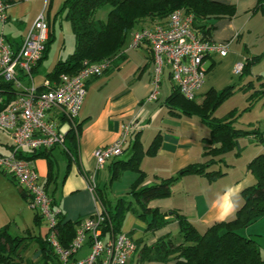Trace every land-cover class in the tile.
<instances>
[{
    "label": "crops",
    "instance_id": "0c3cea01",
    "mask_svg": "<svg viewBox=\"0 0 264 264\" xmlns=\"http://www.w3.org/2000/svg\"><path fill=\"white\" fill-rule=\"evenodd\" d=\"M47 1L46 4L44 0H5L9 6V19L4 25L0 23V34L3 33L11 45H21L41 14H44L48 24L52 22L50 16L52 10L58 18L57 12L65 0ZM217 1L223 5L234 6L236 9L234 16L212 18L203 23L207 28H212L208 37L213 43L229 42L230 45L225 57L218 53L209 55L204 61V68L207 71L206 77L208 72L212 74L208 78L211 86L209 91L220 92L231 87V93L224 101L229 102L236 98L234 103L236 105L233 104L226 114L217 116L216 111L223 101L215 111L214 118L223 119L230 116L234 129L244 133L235 139L236 146L233 150L216 158L217 161L223 160L209 168L210 171H222V177L207 178L197 174L178 177L184 168L208 161L209 157L206 158L204 154L209 145L206 139L210 137L211 131L199 117L180 115L181 110L171 112L166 105L167 99L176 90L168 68L162 75L158 98L154 102L147 101V96L153 90V59L148 46L142 45L135 50L129 47L134 33L132 32L127 43L112 57V68L103 76L89 81L87 96L80 110L78 130L68 132L64 147L57 146L45 151V157L33 159L41 185L45 186L51 179L46 185V190L65 222L71 224L81 222L94 215L99 208L106 212L109 222V210L115 203L108 199L104 192L113 176L115 164L120 160L130 161L133 158L138 160L139 171L126 170L120 179L128 174L127 172L133 173L135 181L139 176H143L145 185H155L162 180L177 178L170 186L169 197L148 203V208L163 212L169 223L160 230L151 232L148 231V222L130 211L123 221L121 231L106 229L107 236L111 233H126L136 243L143 241L147 246L156 244L162 238H171L178 243L182 237L179 233V223L174 215L172 216L173 211L189 220L198 232L204 233L215 224L235 219L237 212L244 206L243 191L261 180L260 176L263 173L261 170L264 169L249 167L252 161L264 155V142L261 140L264 123V4L260 7L258 0ZM108 12L107 9L101 10L98 18L105 20ZM153 23L155 22L142 23L138 30ZM51 31L54 42L56 38L53 29ZM50 47L47 57L40 62L35 74L41 79L37 85L53 71L45 77L39 75L41 68L48 62ZM73 49L68 55L74 51ZM68 55L60 56L54 67ZM241 62L244 63V71L236 74L235 66ZM225 73L228 75L226 80L230 78L229 82L224 88H219V79ZM234 74L237 75L238 81L232 80ZM203 87L196 92L194 101L197 104H202L207 96L197 99ZM14 95L16 97V93ZM8 97L4 94L0 99L5 103ZM51 116L61 124L62 120L57 114ZM132 122L136 128L131 131L124 147V154L119 159L110 160L96 173L98 190L109 202L108 207L100 200L98 192L93 195L88 188V179L93 177L96 167L94 153L98 148L107 147L118 140L123 127ZM153 145H157V149L152 151ZM11 147L9 133L6 131L0 134V154H9ZM0 180L5 182L8 191L12 187L13 190L10 192L13 197L15 189L19 193L20 190L23 191L9 174L0 173ZM229 186L239 187L238 207L227 219L221 220L216 201ZM20 195L22 196V192ZM22 198L28 203L27 196ZM122 198L123 196L119 199ZM123 199L129 200L130 197L127 195V198ZM21 208L17 215L0 213V229H7L13 237L28 235L32 238L45 237L48 230L44 219L36 223V211L28 208L23 202ZM133 208L139 210L138 204L134 203ZM77 227L78 225L76 229ZM262 228L264 229V216L242 229L241 233L247 238H253L263 251L264 233L260 234ZM89 252L87 246L77 254V257H86ZM21 254L22 258L18 264H44L40 244L36 240H28ZM130 261V264H138V252ZM175 263L171 260L146 264Z\"/></svg>",
    "mask_w": 264,
    "mask_h": 264
},
{
    "label": "trees",
    "instance_id": "16d2710c",
    "mask_svg": "<svg viewBox=\"0 0 264 264\" xmlns=\"http://www.w3.org/2000/svg\"><path fill=\"white\" fill-rule=\"evenodd\" d=\"M258 3L262 7L264 0H258ZM105 9L109 11L107 18L99 19V13ZM175 10H183L185 14H191L195 19V28L200 30L205 37H208L212 28H207L203 22L212 18L232 17L236 12L234 6L223 5L217 0H65L57 15L58 17L63 16L72 25L75 37L74 51L65 60L58 61L53 71L47 76L53 79L65 73L75 75L85 64L112 59L127 43L130 33L137 31L142 23L147 21L162 23ZM52 36L53 33L49 26V40L40 62L49 53L48 49L53 42ZM40 62L34 74L37 73ZM230 89L231 87L220 92L210 90L202 104H197L194 100H186L177 89L167 99L166 105L171 112L181 110L180 115L197 116L211 131L210 137L206 139L209 145L204 154L206 158L209 157L208 161L184 168L178 177L188 174L202 175L207 178L222 177V171H210L209 168L221 162L223 159L217 161L216 158L232 151L236 146L235 139L244 134L234 129L230 116L223 119L214 118L215 111L229 97ZM14 93L12 84L0 79V97L4 94L9 96L4 105L0 106V112L15 98ZM151 147L152 151L157 149V145ZM45 155V151H32L27 159L33 160L45 157ZM137 165L138 160L135 158L130 161L120 160L115 164L111 181L120 179L121 174L126 170L138 172ZM249 167L251 169L258 167L260 170L264 168V155L252 161ZM262 171L261 180L243 191L245 203L237 212L235 219L215 224L201 233L189 220L177 211H173L172 216L174 215L179 223L182 240L177 243L171 238H162L150 246L145 245L143 241L137 242L138 264L163 263L171 260L175 261V264H264V249L262 251L253 238H247L241 233L242 229L249 227L254 221L264 216V169ZM176 179L172 177L155 185H145L143 176H139L128 193L130 199H119L109 210L110 219L106 223L108 226L105 227V231L112 228L115 232H120L123 221L130 211L148 222V231L154 232L166 226L169 223L166 220L167 216L161 211L148 208V203L169 197L170 186ZM50 181L51 179L46 185ZM46 185L43 186L44 190H46ZM46 191L49 194L48 190ZM97 192L103 204L108 206L109 202L104 194L102 195L99 190ZM49 196L51 197L50 194ZM134 203L138 204L139 210L133 208ZM54 207H56L55 202ZM35 215L36 223L43 220L37 212ZM79 223L65 222L63 216H60L59 239L65 247H68L74 240L76 225ZM28 240L38 241L44 264H51L55 261V253L48 243L47 235L38 238H32L29 235L13 237L4 228L0 229V264H18L22 258L21 252L27 246Z\"/></svg>",
    "mask_w": 264,
    "mask_h": 264
},
{
    "label": "built area",
    "instance_id": "2783aa9c",
    "mask_svg": "<svg viewBox=\"0 0 264 264\" xmlns=\"http://www.w3.org/2000/svg\"><path fill=\"white\" fill-rule=\"evenodd\" d=\"M44 1L47 4L48 1ZM8 7L5 0H0L2 25L9 19ZM194 20L191 14L175 10L162 23H153L133 33L129 47L135 50L146 45L153 59V90L147 96L148 102L158 98L166 68L170 70L172 83L179 94L193 101L205 83V59L215 53L227 56L230 43H213L195 28ZM48 36L49 26L44 14L37 18L19 46L11 45L6 36L0 34V79L12 84L16 93L15 99L0 112V129L7 131L12 141L10 153L0 154V173L9 174L17 181L27 194L29 207L46 222L47 240L55 253V261L51 264H130L137 254V243L126 233L107 236V214L102 208L78 224L74 240L68 247L62 244L58 227L62 214L41 185L33 160L27 159L32 151L44 152L65 146L68 132L78 130L89 81L103 76L113 66L112 59H105L100 63L85 64L75 75L65 73L53 79L46 77L37 85L34 70L44 56ZM244 68L243 62L238 63L235 73L241 74ZM1 105H4L2 99ZM52 114L61 118V124L52 118ZM135 128L133 122L124 126L118 140L95 151L96 167L93 177L88 179V188L93 195L98 190L97 171L124 154V147ZM262 128L261 140L264 142V123ZM87 246L90 252L86 257L78 258L77 254Z\"/></svg>",
    "mask_w": 264,
    "mask_h": 264
},
{
    "label": "rangeland",
    "instance_id": "374dc122",
    "mask_svg": "<svg viewBox=\"0 0 264 264\" xmlns=\"http://www.w3.org/2000/svg\"><path fill=\"white\" fill-rule=\"evenodd\" d=\"M53 9V8H52ZM55 11H51V23L48 24L51 27V30L54 31L55 40L51 43L50 47V55L48 58V62L45 63V65L41 68L39 75L45 77L48 73H50L53 70L54 63L59 59L60 56H67L71 50L75 46V37L73 36L72 31V25H70V22L65 20L64 17H56ZM48 23V22H47ZM52 24V25H51ZM62 53V54H61ZM211 72H208V76L205 78V85L203 89L200 92V95L197 99H203L205 95L208 94L210 89V83L208 81V78L210 77ZM236 76V77H234ZM232 80L238 81L237 75L234 74ZM36 82L39 83L40 78H38L36 75ZM228 75L225 73L223 74L222 78L219 79L218 83L219 88H224L227 85V82H229ZM222 90V89H220ZM236 98L231 99L229 102L226 100L221 104V108L219 107L218 111H216V115L220 116L222 114H226L229 110H231V106H233L234 103H236ZM236 105V104H234ZM4 132L0 130V134H3ZM124 177H122L120 180H112L109 181V186L107 190H105L104 193H106V196L108 199L113 200V202L116 204L119 198L123 196V198H127L128 193L132 190V186L135 182V177L132 172H127ZM3 180H0V213L7 212L9 215L10 213L13 215H17L20 213L22 202L25 203V205L29 207V203H27V200L22 198L19 191L17 189L14 190V197L11 195L10 190L7 189V186L5 182L3 183ZM129 196V195H128ZM34 217V216H33ZM44 222V221H43ZM44 226V224H43ZM13 228V227H12ZM261 232V233H260ZM258 232L260 234L264 233V229Z\"/></svg>",
    "mask_w": 264,
    "mask_h": 264
},
{
    "label": "clouds",
    "instance_id": "9594fccd",
    "mask_svg": "<svg viewBox=\"0 0 264 264\" xmlns=\"http://www.w3.org/2000/svg\"><path fill=\"white\" fill-rule=\"evenodd\" d=\"M239 187L229 186L223 195L219 196L216 201L219 218L227 219L229 215L235 212L238 207Z\"/></svg>",
    "mask_w": 264,
    "mask_h": 264
},
{
    "label": "water",
    "instance_id": "95a60500",
    "mask_svg": "<svg viewBox=\"0 0 264 264\" xmlns=\"http://www.w3.org/2000/svg\"><path fill=\"white\" fill-rule=\"evenodd\" d=\"M21 192H22V196H23V197H26V196H27L25 193H23L22 190H20V193H21Z\"/></svg>",
    "mask_w": 264,
    "mask_h": 264
}]
</instances>
